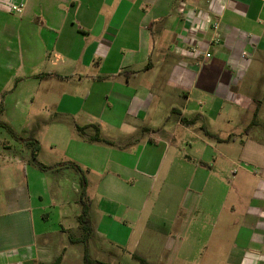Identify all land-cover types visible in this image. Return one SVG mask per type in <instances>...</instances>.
Listing matches in <instances>:
<instances>
[{"label": "crops", "instance_id": "crops-1", "mask_svg": "<svg viewBox=\"0 0 264 264\" xmlns=\"http://www.w3.org/2000/svg\"><path fill=\"white\" fill-rule=\"evenodd\" d=\"M0 117L46 166L0 149V264L128 250L152 195L172 246L264 264V0H0Z\"/></svg>", "mask_w": 264, "mask_h": 264}, {"label": "rangeland", "instance_id": "rangeland-1", "mask_svg": "<svg viewBox=\"0 0 264 264\" xmlns=\"http://www.w3.org/2000/svg\"><path fill=\"white\" fill-rule=\"evenodd\" d=\"M6 132L4 128H0V149L7 151L9 154L8 157L19 155L23 158L30 156V159L33 160V147L28 142L30 138L28 137L27 140H21L18 133H11L7 130ZM5 155L6 154L2 157L0 156V159H4ZM80 181L82 182V179ZM81 182L78 181V187L80 189ZM169 186L170 182H166L163 189H167ZM156 188L159 189L160 186L157 185ZM66 190L71 196L79 197L82 194L75 192L72 179L66 181ZM160 199L158 195H152L147 210L143 212L144 214L140 224H136L137 228L135 229V233L137 235L134 237V241L128 247V250L120 249L121 247L117 245L112 246L106 244L100 246L93 242L91 248H89V254L98 260L112 264H141L140 260L137 259L134 254L145 257L150 264H213V262L210 263L205 261L203 257L200 258L198 255L196 256L194 251L188 250L186 244L187 237L184 239V244L180 249H178L177 246H172L171 231L157 227V212L160 211L157 202H160ZM104 202L103 197L97 196V198L94 199V207L103 206L105 204ZM74 221L75 218H73V220L69 219L70 223H74ZM79 234L80 231L78 228L69 227L66 237L69 239V237H76Z\"/></svg>", "mask_w": 264, "mask_h": 264}, {"label": "trees", "instance_id": "trees-1", "mask_svg": "<svg viewBox=\"0 0 264 264\" xmlns=\"http://www.w3.org/2000/svg\"><path fill=\"white\" fill-rule=\"evenodd\" d=\"M174 111H175V109H174ZM0 126L5 127L11 133H16L13 130V128L8 123H6V122L0 121ZM80 129H83V128L80 127ZM249 129H250V126H248V128L246 129V131H249ZM205 131H207V130L205 129ZM207 133L209 134V132H207ZM20 139L21 140H27L28 138L27 139H22L20 137ZM93 139L94 140L105 141L107 143H112V142H110L108 140H104L103 138H101L99 134H97V136H95ZM28 142L33 147V152H32L33 160L36 161L37 164L41 168H45L46 166L44 164H42V163H40V162L37 161V156H38L39 151L41 149L40 142L37 139L31 138V137H30V139H28ZM71 165L74 168H76L77 170L82 171V168L78 164H76L74 162H71ZM84 178L85 177L82 176V182L83 183H85ZM80 222H81L82 227H83V229L85 231L84 240L86 241L89 238V236L91 235V233L93 232V228H92L91 221H90V218H89V203L88 202H85V201L83 202V210H82V213L80 215ZM72 240L73 241H77L73 237H72ZM134 255H135V257L137 259L140 260L141 264H150L149 261L145 257L139 256V255H136V254H134ZM61 261H62V256H58L54 260V262L52 264H61ZM84 264H112V263H108V262H104V261H101V260L92 258V256L89 254V250H88L87 245H86V249H85V253H84Z\"/></svg>", "mask_w": 264, "mask_h": 264}, {"label": "built area", "instance_id": "built-area-1", "mask_svg": "<svg viewBox=\"0 0 264 264\" xmlns=\"http://www.w3.org/2000/svg\"><path fill=\"white\" fill-rule=\"evenodd\" d=\"M24 7H25V4L24 3H21V4H10V9L14 12H17V13H22L24 11ZM208 56H210V53H207ZM243 55L244 56H247L248 55V52H243Z\"/></svg>", "mask_w": 264, "mask_h": 264}]
</instances>
